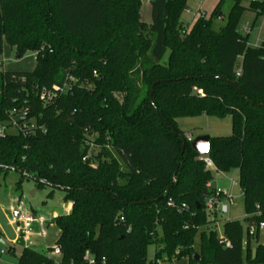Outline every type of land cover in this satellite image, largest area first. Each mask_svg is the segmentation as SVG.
<instances>
[{
	"label": "trees",
	"instance_id": "obj_1",
	"mask_svg": "<svg viewBox=\"0 0 264 264\" xmlns=\"http://www.w3.org/2000/svg\"><path fill=\"white\" fill-rule=\"evenodd\" d=\"M186 2L151 0L147 26L141 0H0V56L5 44L36 61L0 70V126L13 110L33 126L0 135V175L60 190L72 206L53 220L59 261L24 248L16 264H264V40L250 47L237 31L242 0L218 30L222 1L190 27ZM248 10L264 16V0ZM200 116L231 119L207 155L214 172L238 173L247 228L225 221L228 247L202 200L211 171L176 124Z\"/></svg>",
	"mask_w": 264,
	"mask_h": 264
},
{
	"label": "rangeland",
	"instance_id": "obj_2",
	"mask_svg": "<svg viewBox=\"0 0 264 264\" xmlns=\"http://www.w3.org/2000/svg\"><path fill=\"white\" fill-rule=\"evenodd\" d=\"M151 0H141L140 7V20L145 25L150 24V3ZM221 3V14L223 20L213 21V29H220L225 24L228 11L231 7V0H187L186 10L189 9L191 15L188 16L185 11L182 14V22L184 25L190 27L201 15L209 18L216 6ZM252 0H242L241 6L246 8L242 17L237 24V31L242 33L244 27L249 29L247 44L250 47H258L264 40V16H256L255 13L248 10L249 2ZM263 1V0H260ZM200 7L197 12L195 9ZM36 65L35 53L26 52L21 59H17L15 54L8 46L3 44L2 54L0 56V70L7 72H31ZM177 127L182 134L190 135L193 139L198 136L209 137H226L231 134V119L226 117L217 119L213 117H196V118H182L178 119ZM6 134H16V130L11 127L5 129ZM214 186L225 187L229 184L230 180H234L236 186L231 191L232 203L229 206L227 214H217V223L214 227L217 237L222 236V225L225 221H239L242 224L244 235L246 233L247 223L244 222L245 214L242 203V194L238 186V177L235 171H230L224 175L216 174L210 168ZM15 171H8L5 175H0V251L4 254L0 256V264H16L17 258L21 254L23 245L26 244L28 248L45 252L47 249L53 250L55 242L59 237L58 228L55 225H50L52 222V211L59 215L62 212L63 193L57 189L49 187L38 188L35 183L30 179L22 178ZM51 194V195H50ZM28 211L29 214L34 211L37 217L43 218L45 223L41 226L44 236L34 235L30 242L23 241V236H20L17 229L22 227L23 223L17 225L20 217L24 216V212ZM14 212H19L20 215L16 218L13 217ZM58 217V216H57ZM37 232V230H36ZM38 232L40 230L38 229ZM37 232V233H38ZM36 234V233H35ZM259 243H264V230L262 227L258 229ZM29 238V237H28ZM254 247L255 242H252ZM14 248V254H9V250ZM47 247V249H44ZM197 251V249H196ZM50 256L57 262V255L51 253ZM154 256V247L149 246L146 251L147 262H151ZM165 264H188L187 260H181Z\"/></svg>",
	"mask_w": 264,
	"mask_h": 264
},
{
	"label": "built area",
	"instance_id": "obj_3",
	"mask_svg": "<svg viewBox=\"0 0 264 264\" xmlns=\"http://www.w3.org/2000/svg\"><path fill=\"white\" fill-rule=\"evenodd\" d=\"M252 1L257 2L260 0H252ZM184 33H185V31L182 32V34H184ZM242 33L248 34L249 29L244 27L242 30ZM62 91H61V93H62ZM55 94L56 93L51 92L49 90L42 89L39 93V95H40L39 97H40L41 101L48 103V102H51L53 100V98L55 97ZM12 115L13 116H11L10 120H9V127L14 128L16 130V132H23V131H26L27 129H30L33 127L32 125H29L28 121L26 120L27 114L25 111H20L17 113L15 110H13ZM6 128L7 127L0 126V135H2L5 132ZM184 139L188 142L191 141V138L189 135H185ZM199 160L204 163V165L207 169L212 168V163L207 158V156L199 157ZM206 188L210 189L208 184L206 185ZM230 204H231V199L226 193L221 192V191H214L212 193V195H210L209 197H207L205 199V211L208 214H211V213L226 214ZM168 205H171V203H169ZM33 221H34V219L30 216L20 217L17 221V225L19 224V222L23 223V225H22V227L17 229L18 234L25 238L28 235V230H29L30 224ZM37 221L41 224L40 219H37ZM259 227L263 228V224H260ZM254 233H255L254 227H249L248 235L253 236ZM41 235L43 236L42 233H41ZM219 239H220L221 243H223L226 247L229 246V244L225 240H223L222 236H220ZM2 254H4V251L0 252V256ZM86 264H95V263H94V260L89 257L87 259Z\"/></svg>",
	"mask_w": 264,
	"mask_h": 264
},
{
	"label": "crops",
	"instance_id": "obj_4",
	"mask_svg": "<svg viewBox=\"0 0 264 264\" xmlns=\"http://www.w3.org/2000/svg\"><path fill=\"white\" fill-rule=\"evenodd\" d=\"M150 5V4H149ZM200 10V7L198 6L196 9H195V11H199ZM185 13L188 15V16H190L191 15V12H190V10L189 9H187L186 11H185ZM149 14H150V12H149ZM182 17V16H181ZM182 19V18H181ZM182 21V20H181ZM193 23V22H192ZM237 71H239V69L237 70ZM200 117H206V116H200ZM176 124H177V122H176ZM184 136V135H183ZM190 136V135H189ZM190 138H191V140L193 139L191 136H190ZM213 169V168H212ZM236 173H237V171H235ZM216 174H221V175H224V174H222V173H216ZM237 177H238V173H237ZM209 187H210V190H214V191H221V192H224V193H226L229 197H230V199H231V203H232V197H231V191L233 190V188L236 186V183H234V180H230V182H229V184L227 185V186H225V187H220V184H218V186H214L213 185V183L212 182H210L209 184ZM62 200H63V198H62ZM231 205V204H230ZM229 205V206H230ZM62 207V212L64 213V214H62V215H66V214H68L69 212H70V210H71V204L70 203H64L63 202V205L61 206ZM228 210H229V207H228ZM228 210H227V213H228ZM226 213V214H227ZM14 215H13V217L14 218H16V217H18L19 215H20V213L19 212H14L13 213ZM17 215V216H16ZM49 215H51L50 217H51V220H52V222L50 223V225H54V223H53V220L57 217V216H61V215H59L58 213H56V212H54V211H52V213L51 214H49ZM24 216H30V217H32L33 219H34V221L30 224V227H29V230H28V235L25 237V238H23V241H27V242H30L31 243V241L32 240H30L34 235H40L41 237H43L44 236V233L42 232V230H41V226H43V224L45 223V220H43V218H41V217H37L36 216V214L34 213V211H32V213L31 214H29V212L28 211H25L24 212ZM37 219H40L41 220V224L37 221ZM36 220V221H35ZM38 229L40 230V232H38ZM36 230H37V232H36ZM264 230V229H263ZM36 233V234H35ZM41 233L43 234V236L41 235ZM58 233H59V230H58ZM29 237V238H28ZM45 237V236H44ZM257 241H258V243H259V237H257ZM56 243V242H55ZM252 244L253 243H251V246H252ZM260 244H262V243H260ZM54 247V249L53 250H55L56 249V246L54 245L53 246ZM254 247H255V244H254ZM254 247H252V249L254 248ZM24 248H28V246L26 245V244H24L23 245V249ZM22 249V250H23ZM44 249H47V247H44ZM47 250H49V249H47ZM2 251V250H1ZM0 251V252H1ZM9 254H14V248L12 247L10 250H9V252H8ZM54 253V252H53ZM55 255H57V258H58V260H57V262L59 261V256H58V254H56V253H54ZM174 262H177V261H174Z\"/></svg>",
	"mask_w": 264,
	"mask_h": 264
},
{
	"label": "water",
	"instance_id": "obj_5",
	"mask_svg": "<svg viewBox=\"0 0 264 264\" xmlns=\"http://www.w3.org/2000/svg\"><path fill=\"white\" fill-rule=\"evenodd\" d=\"M232 86L235 87V85H232ZM209 142H210L209 136H198L190 141V147L197 154L198 157L207 156L208 151H209ZM183 148H184V145H183ZM205 199L206 197L202 198V200H205ZM195 206L197 209L199 208L198 203H196ZM250 227H253V224H250ZM54 253L58 254L59 249L56 248L54 250ZM194 258L197 259V255H194Z\"/></svg>",
	"mask_w": 264,
	"mask_h": 264
}]
</instances>
